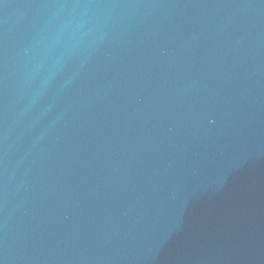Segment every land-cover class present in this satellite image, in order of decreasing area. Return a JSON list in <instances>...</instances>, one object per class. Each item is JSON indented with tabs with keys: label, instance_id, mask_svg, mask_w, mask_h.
<instances>
[{
	"label": "water",
	"instance_id": "water-1",
	"mask_svg": "<svg viewBox=\"0 0 264 264\" xmlns=\"http://www.w3.org/2000/svg\"><path fill=\"white\" fill-rule=\"evenodd\" d=\"M0 264H264V0H0Z\"/></svg>",
	"mask_w": 264,
	"mask_h": 264
}]
</instances>
